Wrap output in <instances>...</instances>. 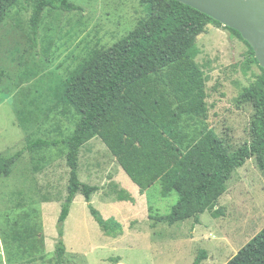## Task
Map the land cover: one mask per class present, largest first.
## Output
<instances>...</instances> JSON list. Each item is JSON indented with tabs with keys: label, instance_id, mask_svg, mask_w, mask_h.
I'll list each match as a JSON object with an SVG mask.
<instances>
[{
	"label": "rangeland",
	"instance_id": "rangeland-1",
	"mask_svg": "<svg viewBox=\"0 0 264 264\" xmlns=\"http://www.w3.org/2000/svg\"><path fill=\"white\" fill-rule=\"evenodd\" d=\"M80 12L48 10L38 39L31 9L14 10L0 29V157H10L37 138L60 140L74 129V111L57 103L59 79L91 49H105L132 31L145 16L139 0H70ZM196 63L204 73L201 110L183 117L179 129L188 142L204 127L231 151L250 142L254 113L240 100L243 88L260 74L248 47L224 27L210 25L198 38ZM171 100L175 99L171 96ZM174 114L181 112L173 106ZM23 117V119H22ZM82 182L100 190L92 203L106 220L123 227L117 238L106 235L92 217L84 196L77 195L64 225L65 264H226L264 228V173L254 158L236 168L214 211L173 226L159 222L177 204L176 192L164 198L156 183L142 194L99 138L84 145L79 157ZM66 149L25 152L8 177L0 172V264H57L58 220L67 196ZM126 190L133 202L117 200Z\"/></svg>",
	"mask_w": 264,
	"mask_h": 264
},
{
	"label": "trees",
	"instance_id": "trees-1",
	"mask_svg": "<svg viewBox=\"0 0 264 264\" xmlns=\"http://www.w3.org/2000/svg\"><path fill=\"white\" fill-rule=\"evenodd\" d=\"M139 2L146 12L132 31L108 48L89 50L72 71L59 79L54 96L57 103L74 111L77 122L72 132L60 140H30L14 155L0 157V172L8 177L25 152L65 147L70 172L58 220L57 264L66 261L64 225L79 194L106 235L117 238L124 232L119 222L106 220L94 207L93 196L100 188L82 182L79 176L80 152L94 138L101 139L142 194L158 182L164 198L173 192L178 194L172 212L157 219L170 226L190 219L199 224L201 215L208 211L221 215L218 205L226 184L247 158H254L264 173V70L251 46L237 31L176 0ZM19 8L31 9L30 28L35 40L46 11L83 10L70 0H0V29ZM210 25L224 27L243 41L250 62L260 70L240 93V100L249 103L254 113L250 142L238 152L231 151L207 127L188 142L179 129L185 115L202 109L199 98L204 73L195 58L198 38ZM4 76L0 67V79ZM174 102L181 111L177 114ZM117 200L133 202L134 198L120 190ZM206 259L208 253L201 251L194 264ZM113 263L121 264L120 258L113 259ZM226 264H264V228Z\"/></svg>",
	"mask_w": 264,
	"mask_h": 264
},
{
	"label": "water",
	"instance_id": "water-1",
	"mask_svg": "<svg viewBox=\"0 0 264 264\" xmlns=\"http://www.w3.org/2000/svg\"><path fill=\"white\" fill-rule=\"evenodd\" d=\"M237 31L264 70V0H176Z\"/></svg>",
	"mask_w": 264,
	"mask_h": 264
}]
</instances>
